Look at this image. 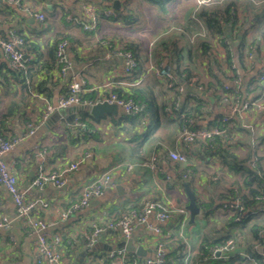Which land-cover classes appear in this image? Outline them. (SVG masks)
Wrapping results in <instances>:
<instances>
[{"label": "crops", "instance_id": "1", "mask_svg": "<svg viewBox=\"0 0 264 264\" xmlns=\"http://www.w3.org/2000/svg\"><path fill=\"white\" fill-rule=\"evenodd\" d=\"M94 1L114 8L121 15L118 19L102 18L93 31L87 32L81 27V5ZM113 1L21 0L18 6L0 0V37L8 39L13 29L24 38L23 51L31 69L32 87L26 86L28 79L23 82L17 72L13 73L0 47V127L6 136L22 137L2 158L16 174L20 191L26 199L48 203L46 208L37 210L36 216L53 222L47 232L60 236L58 248L66 264H116L120 260L119 251L123 252L126 262L138 264L153 255L158 242L165 254L184 245L182 264H194L193 258L204 234L209 241L232 234L235 247L231 254H247L257 242L260 243L254 249L263 252L264 212L255 211L246 216L244 222L231 226L222 212L214 208L221 201L220 194L232 190L241 194L246 188L242 166L223 161L216 149L228 147L241 159L255 152L261 156L259 164L264 170V125H261L264 109L249 110L230 121V146L220 139L208 147L200 142L191 143L184 150L190 165L185 178L181 175L183 167L167 157L168 149L183 150L184 146L178 141L180 123L166 109L175 100L184 104L185 110L193 109L200 99L198 124L217 123L229 113L221 97V86L231 76L228 66L238 72L244 97L246 94V98H253L260 93L263 85L256 78L264 68V17L257 20L264 8H253L250 0H204L201 3L172 0L167 12L161 13L145 0H117V8L112 6ZM229 3L230 10L235 8L237 12L238 25L248 28L247 42L255 46L251 58L246 57L244 47L234 34H226L223 39L212 36L199 16L201 10L209 9H218L223 14ZM28 9L42 12L44 19L38 20ZM199 27L202 36H207L199 41L205 42L202 48L199 44L191 46L193 34ZM62 37L69 42L70 67L64 75L58 73L53 54L56 41ZM223 43H228L230 64L223 61L226 57ZM125 48L133 50L138 62V67L129 74L123 72L119 55ZM174 48L182 49L180 69L186 66L192 69V78L201 81L203 90H198L189 80H178L183 89L177 92L175 88H167L157 75L158 66L168 68L176 63ZM205 49L208 53L203 52ZM72 80H83L86 86L83 93L90 94L94 100L109 92L124 96L133 92L147 104V109L138 117L126 115L120 108L117 115L104 113L94 117L89 109L54 107ZM39 83L41 90L35 87ZM176 93L180 97L176 98ZM48 105L54 108L47 118L33 134H25V123L41 120ZM163 105L168 107L163 109ZM80 112L88 113L83 122L78 119ZM74 118L78 124L72 123ZM152 156L157 157L156 170L149 166ZM79 159L82 161L78 169L67 174L63 186L47 184L37 188L31 184L39 165L45 170L60 169ZM130 163L132 169L126 170L123 164ZM117 165L120 168L112 171V187L92 198L83 210L61 217L79 198L83 185ZM185 183H189L199 204V213L192 222L186 209ZM146 198L184 211L174 213L165 222L150 216L147 223L135 224L128 238L118 231L106 230L99 233L93 243H88L93 225H105L128 209L139 208ZM0 216L11 220L8 228H0V264H37L34 260L36 233L29 229L24 217L16 214L12 197L2 185ZM154 227H159L160 231L155 232ZM128 239L134 246H140L144 254L138 256L126 251ZM215 244L206 249L210 251Z\"/></svg>", "mask_w": 264, "mask_h": 264}, {"label": "built area", "instance_id": "2", "mask_svg": "<svg viewBox=\"0 0 264 264\" xmlns=\"http://www.w3.org/2000/svg\"><path fill=\"white\" fill-rule=\"evenodd\" d=\"M14 3L18 6L21 5V0H6ZM199 3L204 0H198ZM29 10V9H28ZM29 13L34 15L38 20L44 19L42 12H34L29 10ZM81 13L83 21L81 27L84 31H93L97 23L102 18H116L117 11L112 7H105L98 2H85L81 5ZM24 38L14 31L13 29L9 33V38L4 39L0 37V47L7 60L9 68L15 72L25 75L29 68V60L25 56L23 51ZM68 45L69 42L66 38L62 37L56 41L54 46V60L58 70V73L64 75L70 67L68 59ZM246 57L251 58L254 50V45L251 42H247L244 47ZM119 55L123 61V72L129 74L136 66V59L132 52L125 50L119 52ZM231 76L227 83L221 86L222 101L226 104L229 113L220 118L217 123L213 125H199L193 118H186L184 111L180 110L181 104L175 100L171 103L166 111L172 114L174 118L180 121L178 141L183 150H167V157L172 161L180 164L184 171L182 172V178H185L190 168L189 158L187 155V147L193 142H200L204 146H212L217 140L225 145H229L231 142V135L228 131V126L231 120H236L242 116L244 112L253 109H264V68L257 75V82L262 83L263 87L260 93L256 97L246 98L241 90V82L238 76V72L228 66ZM157 75L163 80L167 88H175L177 92H181L183 86L178 83L173 74L164 66L160 69L156 68ZM191 83L196 84L198 90H203V85L200 84L196 78L188 79ZM86 89L83 80H72L68 84L67 95L61 96L54 107L56 108H68L70 106H77L80 108L90 109V107L96 102L106 101L108 103H114L121 109L126 115H135L144 111L145 104L142 101L134 100L131 97L120 96L116 92H109L106 96L97 100L81 99L80 95ZM48 105L45 113L41 116V120L28 121L25 123V134L30 135L35 132L40 123L43 122L48 113L54 108ZM74 125L77 123V118L73 119ZM264 125V118L261 125ZM252 130V128H250ZM253 131V130H252ZM22 139L21 136H6L0 128V185H2L6 191L12 197L16 214L19 217H24L26 225L32 232L36 233L37 240L34 247V260L37 264H66L63 260L62 253L58 246L60 245L59 235H50L47 229L53 224V222L45 221L36 216V212L39 208H46L47 202L26 199L24 192H21L18 187L17 176L11 170L9 165L4 161L2 155L11 150L15 144ZM253 142V141H252ZM260 157L257 153H253L248 161V166L252 170L257 171ZM82 159L70 162L68 165L63 166L60 169L45 170L43 165H39L36 170V175L32 179L31 184L37 188H43L47 184H51L55 187H61L66 182L67 174L78 169L79 163ZM150 168L156 170L158 167L157 157L152 156L149 162ZM126 170H130L133 164H123ZM120 168L118 165L114 168L106 170L95 179L83 185L79 198L72 202L68 208L62 213L61 217L66 218L69 215L83 210L90 202V200L96 196L101 195L106 189L110 188L114 184L112 179V171ZM256 199L264 203V182L261 185L260 194ZM217 210L225 212L230 216H234V219L245 218L255 211L264 212V204L259 205L253 209H246L241 203V197L236 195L232 198L224 199L220 201ZM183 209L173 206H165L158 200L153 198H146L143 200L139 208L128 209L125 213L121 214L118 218L108 221L105 225H93L89 234L88 243L91 244L95 241L99 233L106 230H114L120 232L124 237L128 238L132 232V229L137 223H147L148 218L153 216L158 222H165L173 217V214L183 213ZM241 216V217H239ZM239 219V220H240ZM10 219L6 216H0V228H8L10 226ZM155 232H159V227H154ZM12 239V237H11ZM235 247V241L233 238L225 240L223 243L215 244L209 251L211 256L225 258L231 254ZM257 245L253 248L256 249ZM258 252V251H257ZM261 257V261L264 263V251L258 252ZM120 256V260L116 264H131L126 262L123 252L117 253ZM115 257L114 254H111ZM165 251L160 242L157 243L156 249L151 257H145L142 262L138 264H163L165 260ZM245 257L251 261L257 263L252 256L244 254Z\"/></svg>", "mask_w": 264, "mask_h": 264}, {"label": "trees", "instance_id": "3", "mask_svg": "<svg viewBox=\"0 0 264 264\" xmlns=\"http://www.w3.org/2000/svg\"><path fill=\"white\" fill-rule=\"evenodd\" d=\"M145 1H147L149 4L155 5L156 8H158V10L161 13H166L168 10L167 6L170 4V2L172 0H145ZM230 8H232L231 3H229L226 6L225 12H223V14L221 12H219L218 9L201 10L199 12V16L202 18V21H203L207 31L212 36H215V35L221 36V38L223 39V37L226 34L232 33L235 35V39L239 40V45L241 47L242 46L245 47L247 45L246 35L248 32L247 31L248 28H246L245 26L243 27L240 24L238 25L239 20L237 18V12H236L235 8L233 9V11L230 10ZM120 15H121V13L117 12V17L115 19H118ZM258 15H259V20H257V21H261L263 15L261 13H259ZM260 15H261V17H260ZM24 43H25V40H24ZM223 44H224L223 46L226 47V49H225L226 57H224L223 61L227 64H230V55H229V50H228V46H227L228 43L227 44L223 43ZM204 45H205V42L202 41L199 43L198 47L200 46L202 48ZM125 50L132 52V54L134 55V57L136 59V56L133 53L132 49L125 48L122 51H125ZM203 52L208 53V50L205 49V50H203ZM173 53L176 54L177 61L173 67L170 66L167 69L169 71L171 70L170 72L173 74L176 81L188 80L189 78L192 77L193 71H192V69L188 68L187 66L184 67L183 69H180L179 56H180V54H182V49H180V48L175 49L174 48ZM53 54H54V51H53ZM202 55H206V54H201V56ZM137 67H138V62L136 59V66L132 70V72ZM160 68H161V66L157 67V69H160ZM14 72L15 71H13V73ZM30 72H31V69L28 68V71L25 75H23L22 73H19V72H17V73L22 77L23 82H27V79H28V83H26V86L32 87V84H30V81H29ZM35 87H36V89L38 88V90H41L43 88L41 83H39ZM117 93L120 96H124V95H121L119 92H117ZM66 95H67V91H66L65 95H63V96H66ZM128 96L133 98L134 100H139L138 99L139 96L133 92H130L129 94L128 93L125 94V97H128ZM175 97L178 98L180 96H178V94L176 93ZM80 98L81 99L94 100V99H92L90 94H86V93H82L80 95ZM139 101H141V100H139ZM200 104H201V100L199 99L198 102H196L194 108L193 109L190 108L188 110L187 109L185 110V105L183 104V105H181L179 111L183 110L186 118H193V119H195V122L198 124L197 121H198L199 116L201 114L199 112ZM165 107H168V106L163 105V109ZM146 109H147V104H145L144 111L137 113L133 116L138 117L139 115L143 114ZM87 114L88 113H85V112L78 113V119L81 122H83L84 118L88 117ZM125 117L127 118L129 116H125ZM179 123H180V121H179ZM79 129L82 130L83 127H80ZM216 153L219 155V157L222 158L223 161L230 162V164H235V166H239V165L242 166V168L244 169V172H245L244 184L246 185V188H244L245 192H242L241 194H239V192L233 191V190L226 192V193L224 192V193L219 195L218 199H220L222 201L224 199L232 198V197L238 195L241 197V203H242L243 207L246 209H253L259 205H263L264 203H262L256 199L257 195L260 194L261 185L264 182V170H263V168L260 165H258L257 171H254L252 169L250 170V168L248 167V160L251 158V155L247 156L246 158H242V159L237 158V156L234 155L231 152V150L225 146L222 147L220 150L216 149ZM227 158L229 160H227ZM185 184H187V183H185ZM187 185L189 186V183ZM195 201H196V204L199 206V204L197 203L196 197H195ZM217 208H218V206H217ZM217 208L215 207L214 209H217ZM222 213H223L222 215H225L227 217V220H229V224H240V223L245 221V218H241V219L239 218L240 220L239 219L236 220V219H234V216H230L229 214H227L225 212H222ZM239 217H241V216H239ZM256 232H257V228L253 229V233L255 235H256ZM231 237H233V235L230 233H227L224 236H221V237H218L212 241H209L207 235L204 234V236L202 237V239L200 240V242L198 244L197 253L193 258V263L194 264H255V262H253L250 259H248L247 257H245L244 254L234 253V254L228 255L225 258L214 257V256H211L209 251L206 249L208 246H210L214 243H217V244L223 243L225 240H227ZM259 243L260 242H257V243H255V245H259ZM185 251H186L185 246L179 245L176 249H173L172 251L165 254L166 256H165V260H164L163 264H182V258L184 257ZM247 254L252 256L254 258V260L257 261V263L264 264L261 261V257L259 256L258 252H256V250L253 248V246L250 247V251Z\"/></svg>", "mask_w": 264, "mask_h": 264}, {"label": "water", "instance_id": "4", "mask_svg": "<svg viewBox=\"0 0 264 264\" xmlns=\"http://www.w3.org/2000/svg\"><path fill=\"white\" fill-rule=\"evenodd\" d=\"M117 3L118 1L114 0L112 6L117 8ZM76 109H82V108L77 107ZM118 109H119L118 106L115 105L114 103H108L106 101H102L93 104L89 109V113L94 117L102 116L104 113L117 115ZM184 187L188 197V203L186 205V209L189 212L190 221L192 222L194 220L195 215L199 213V206L196 204L195 195L190 190L189 186L187 184H184ZM125 250L128 252H134L138 256L144 254V250L140 246H134L132 240L130 239L126 240L125 242Z\"/></svg>", "mask_w": 264, "mask_h": 264}, {"label": "rangeland", "instance_id": "5", "mask_svg": "<svg viewBox=\"0 0 264 264\" xmlns=\"http://www.w3.org/2000/svg\"><path fill=\"white\" fill-rule=\"evenodd\" d=\"M254 5H253V8H258V10H260V8H264V0H250ZM252 9V8H251ZM261 10H263V9H261ZM136 13V12H135ZM263 17H264V12H263ZM264 19V18H263ZM263 21V23H264V20H262ZM202 28H203V24L202 23H200L199 24ZM200 31H201V28L199 27V30H197V32L196 33H194L193 35H194V39H193V42H192V45L191 46H196V45H198L199 44V41L200 40H203V39H207V36H202V33H200ZM199 32V33H198ZM169 34V33H168ZM192 35L190 36V39H192ZM194 43V44H193ZM254 45V44H253ZM255 47V46H254ZM202 57H200V59H201ZM199 59V62H201V60ZM197 61V60H196ZM200 84H201V81L199 82ZM259 155V154H258ZM263 155H264V152H263ZM259 157H261L260 155H259ZM261 160V159H260ZM242 192V191H241ZM245 192V191H244ZM223 214V213H222ZM221 216V215H220ZM222 216H224L223 218L226 220L227 219V217L225 216V215H222ZM222 216H221V218H222ZM229 225H235V224H229Z\"/></svg>", "mask_w": 264, "mask_h": 264}]
</instances>
